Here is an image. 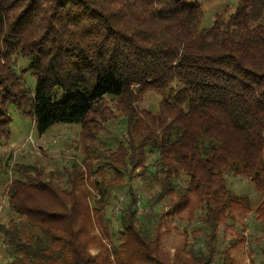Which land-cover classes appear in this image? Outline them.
<instances>
[{
	"label": "trees",
	"instance_id": "16d2710c",
	"mask_svg": "<svg viewBox=\"0 0 264 264\" xmlns=\"http://www.w3.org/2000/svg\"><path fill=\"white\" fill-rule=\"evenodd\" d=\"M19 57L31 58L34 91ZM147 92L158 114L138 107ZM106 97L125 122L112 146L100 142ZM12 108L40 135L80 124L78 147L102 178L89 205L78 161L63 162L62 187L18 160L5 197L19 220L0 223V264H215L221 227H247L253 213L264 229V0H238L210 28L198 0H0V145ZM231 173L261 192L255 209Z\"/></svg>",
	"mask_w": 264,
	"mask_h": 264
},
{
	"label": "rangeland",
	"instance_id": "374dc122",
	"mask_svg": "<svg viewBox=\"0 0 264 264\" xmlns=\"http://www.w3.org/2000/svg\"><path fill=\"white\" fill-rule=\"evenodd\" d=\"M202 5L204 27L210 28L213 25L217 12L222 11L229 7V11H232L238 0H198ZM31 64V58H18V71L23 75L26 85L30 90L34 91L36 86V79L31 74L29 68ZM65 98V93L57 88L53 93L54 102H61ZM107 107L113 111V117L108 122L107 131L102 132L100 135L104 144L113 145L115 139L122 135V130L125 128V122L123 116L113 108L109 98L103 99ZM161 97L154 92H147L142 99L138 102V107L144 111H150L153 114L159 113V104ZM10 116L11 134L8 141L0 145V223H8L11 219L19 220L13 212L10 210L7 198L5 197L7 187L11 181L13 174L14 164L20 160L21 165H35L44 172L53 171L57 177V183L65 187L66 181L62 175L63 162L72 165L74 160L78 161L80 171L86 189H91L92 195L88 196V203L92 204L93 197L96 196L97 191L92 187L96 179L102 178L98 172L93 173L88 165L91 161H95L94 158L88 159L86 151L78 147L81 136L80 124H64L58 123L53 125L45 134L40 135L36 129L35 122L18 112L16 109H11ZM167 119L172 118V114H165ZM61 138V140H59ZM36 143V145H34ZM86 161V163H84ZM62 163V164H60ZM82 167V168H81ZM228 186L237 195L247 196L250 200L252 208L261 201V192L256 188L253 181L244 178L241 175L228 174ZM88 194V193H87ZM86 194V196H87ZM124 196L118 197L112 196V199L117 202L116 210L114 209L113 220L116 219L118 208H120L121 199ZM113 209L109 208L108 211ZM111 214V213H109ZM247 227L243 225L235 224L234 229L226 230L221 227L219 230L217 242L215 243L216 259L215 264H231L228 257L232 255L233 258L238 261L245 262V264H262L263 257L259 255V252L264 248V229L259 222L255 221L254 214L251 213L246 221ZM172 225L179 227L183 230L184 224L176 220ZM191 227L190 230L194 228ZM22 230L28 232L32 229L31 224L27 221L23 222L21 226ZM177 233H174L167 238V244L171 245V242L177 238ZM245 239L241 244L242 255L237 253V249L234 247L236 239ZM193 240V238H191ZM254 249L253 256L250 255V250ZM6 258L5 249L0 243V262H4Z\"/></svg>",
	"mask_w": 264,
	"mask_h": 264
},
{
	"label": "built area",
	"instance_id": "2783aa9c",
	"mask_svg": "<svg viewBox=\"0 0 264 264\" xmlns=\"http://www.w3.org/2000/svg\"><path fill=\"white\" fill-rule=\"evenodd\" d=\"M34 145H36V143Z\"/></svg>",
	"mask_w": 264,
	"mask_h": 264
}]
</instances>
